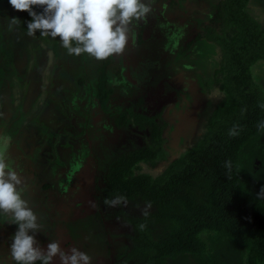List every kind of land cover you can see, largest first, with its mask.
I'll return each instance as SVG.
<instances>
[{"label": "trees", "instance_id": "obj_1", "mask_svg": "<svg viewBox=\"0 0 264 264\" xmlns=\"http://www.w3.org/2000/svg\"><path fill=\"white\" fill-rule=\"evenodd\" d=\"M249 1L219 0L213 17L216 23L186 42L190 46L205 39L219 46L222 65L214 76L222 95L197 140L156 177L136 174L135 168L140 162L154 166L167 155L161 112L109 113L110 100L116 102L123 95L120 86L112 84L122 79L121 72L110 68L108 58L94 63L88 54L75 56L85 73L75 78L74 91L90 78L98 103L89 113L109 118V138L121 133L127 119H133L148 136L142 145L112 157L106 173V188L113 197H124L127 206L143 209L140 214L121 210L133 231L120 264L136 260L144 264H264V195H258L264 188V128L260 127L264 92L253 78V66L264 62V23L248 12ZM7 10L15 11L9 0H0V19ZM31 19L22 11L20 27L25 35ZM55 50L57 56L65 53L60 40ZM94 127L92 136H96ZM234 127L238 134L230 136ZM97 129L101 134L102 129ZM227 161L232 164L230 172ZM43 188L48 189L49 183L44 182Z\"/></svg>", "mask_w": 264, "mask_h": 264}, {"label": "rangeland", "instance_id": "obj_2", "mask_svg": "<svg viewBox=\"0 0 264 264\" xmlns=\"http://www.w3.org/2000/svg\"><path fill=\"white\" fill-rule=\"evenodd\" d=\"M218 1L176 0L174 3H169L162 0H148L152 12L146 19L134 25V38L129 40L122 54L114 55L117 56L118 62L115 61L114 56L108 58L119 66L123 62L127 65L132 63L133 67L144 64L146 68L151 64L158 68L155 73L157 76L150 68H142L135 74L128 73L129 79L137 84L140 90L128 91L123 88V95L119 96L116 102L110 100L108 107V112L111 114L132 112L137 108L148 113L161 112L159 120L166 124L163 135L167 155L154 166L145 162L138 163L135 168L136 174L145 173L153 177L161 174L173 159L197 140L213 104L222 95L214 76L215 71L222 65L219 46L205 39H198L190 46L186 45L192 34L208 31L209 25L216 23L213 17ZM248 12L264 23V0H250ZM12 17H17L18 23L10 26L9 21ZM21 18L22 11L7 10L0 19V100L3 99L1 97H8L9 94L12 99L11 118L3 117V121H0V151L11 154L13 148L21 149L22 153L18 154L15 160L18 163L16 170L22 174L23 165L31 168L35 166V171L29 167L22 174L26 183L24 195H30L32 198L34 194L33 197L36 199L29 200L31 205L40 201L38 204L48 207V201L42 203L44 189L40 186L43 183L42 179H45V183H49V188L46 190L48 195L58 194L55 211L59 216L63 213L59 208L64 207V201L66 204L69 202L63 200L64 193L67 195L73 189L72 184L79 182L74 176L69 175V180L63 178L60 171L66 167L61 163L59 152L66 156L68 152L66 149L69 144L72 145L70 142L75 139L74 135L77 138L81 137L78 138L79 146L86 145L89 134L93 135L94 120L100 123L102 114L91 116L89 113V110L93 111L98 103L95 92L90 86V78L86 80L84 87L78 88L77 93L74 91L75 78L82 77L85 73L79 69H83V64L76 62L75 69L66 70L65 58H62L64 54L60 55L59 52L57 56L54 48L55 39L50 36L43 37L40 33L34 37L25 35L20 27ZM140 35L143 36V40ZM140 40L143 43L139 47ZM136 47H139L138 50ZM153 57L155 58L151 60ZM253 78L264 92V62H257L253 66ZM112 84L118 85V79H114ZM5 109H8L7 106ZM0 115L3 116V111ZM108 120L104 119L100 125L98 124L102 132L99 135L97 133L98 141L90 140L92 147L93 142L98 143V148L101 146L99 136L111 134ZM124 124V131L128 137L119 134L114 139H106L101 149L99 148L101 155L106 157L107 163L111 162L112 157L139 146L142 140H147L146 134L144 132L142 134L140 128H137L131 119H127ZM80 150L86 149L80 148ZM97 151L98 149L93 153ZM41 152H44L43 156ZM28 156H32L30 161ZM21 157L24 159H20ZM79 164L84 165L83 161ZM90 165L93 166L92 163ZM106 166L105 163L100 166L95 175L96 182L98 178L101 184L104 183ZM38 167H41L38 169L39 173L45 175L42 179L36 171ZM74 173L73 171L71 174ZM28 189L33 191L28 192ZM74 189L76 191V188ZM102 196L104 201L113 199L109 194ZM121 204L118 206L122 207ZM106 205L109 209V205ZM125 208L132 214L143 212L141 207L133 209L125 206ZM107 212L108 216L105 217L108 219L107 223L117 226L116 222L119 220L120 227L124 226L121 229L114 228L113 232L111 227L107 226L106 230L113 243V259L117 262L130 248L133 227L125 218L121 220L115 217V213L109 210ZM121 216L124 217V214ZM0 224L3 226L2 229L6 227L8 232L14 228L8 216L2 213H0ZM73 238L76 242L77 239ZM0 241L4 242V247L9 248L11 238L4 237ZM0 258L3 259L0 264H5L4 257ZM130 264H144V262L136 260Z\"/></svg>", "mask_w": 264, "mask_h": 264}, {"label": "clouds", "instance_id": "obj_3", "mask_svg": "<svg viewBox=\"0 0 264 264\" xmlns=\"http://www.w3.org/2000/svg\"><path fill=\"white\" fill-rule=\"evenodd\" d=\"M17 11H27L32 19L27 22V35L37 32L43 37H59L68 55L88 54L97 60H105L122 54L130 39L134 38V25L152 12L148 0H9ZM36 8H42L37 12ZM18 23L12 17L10 26ZM260 127L264 128V124ZM234 127L230 136L237 135ZM231 171V161L225 162ZM26 183L7 154L0 151V213L8 216L16 231L11 235L9 257L14 264H92V257L71 247L65 250L59 240L50 241L45 249L37 235L44 229L41 216L25 198ZM258 195H264V188ZM126 202L117 196L105 200L115 207ZM151 205H146L145 212Z\"/></svg>", "mask_w": 264, "mask_h": 264}, {"label": "flooded vegetation", "instance_id": "obj_4", "mask_svg": "<svg viewBox=\"0 0 264 264\" xmlns=\"http://www.w3.org/2000/svg\"><path fill=\"white\" fill-rule=\"evenodd\" d=\"M140 36L143 40V36L142 35H140ZM191 36H190V38H191ZM59 40H60L59 38L58 39L55 38L54 48L59 44ZM142 40L139 41L140 42L139 47L143 43ZM138 48H137V50H138ZM152 49H155V48H152ZM157 52H158V50H157ZM114 57H115V61L118 62L117 56H114ZM155 57H153L152 59L151 58H149V59L153 60ZM113 61H110V63L108 65L111 67H115V69H117L118 71L121 72L122 79H118V82H119L118 85L120 86L119 90L121 93H122L123 88L128 89V91L133 90V89L137 90L139 88L137 86V84L133 83L129 79L128 73H130V74L134 73L135 74V72L137 70L139 71L142 68H144V69L150 68L154 72V74L157 73V71H158L157 66L153 67L151 64H148V66L145 68L144 66H146V65H144V64L142 66L133 67L131 65L132 63L131 64L129 63V65H127L126 63L124 64L122 62V64L119 66V65H117V63H114ZM73 68L75 69L76 66H74ZM152 80H153V76H152ZM122 81H124L125 84L122 85ZM138 90H140V89H138ZM136 110L143 112L140 108H137ZM131 120L133 121V119H131ZM133 123H134V121H133ZM93 125H94V123H93ZM136 127L140 128L139 126H136ZM97 128H98L97 126L94 127L96 136L94 135L93 140H91V137L89 136V139L87 140L86 145L79 146L80 145L79 139L81 137L80 138L78 137L79 138L78 139L77 136L74 135L75 139H73V141L70 142L72 145L69 144V147L66 149V151H68L66 153V156L62 155L59 152L61 163L65 164V167H66L64 169H61V171L63 170V172L60 171L63 178H66L67 180H69V175H70V176L76 177L77 180L79 181V182L76 181L75 184H72L71 188H73V189L70 190L67 193V195L64 193V195L62 197L63 200L65 199L69 202H67V204H66L64 201V207L59 208V209H62L63 213L58 216L56 214V211H55V208H57L56 207V205H57L56 197L58 196V194L48 195V191H46L48 189H45L42 186V184H44V182H45V179H42V177H45V175H43L42 173H39L38 169H41V167H38L36 171L41 176V179L43 182L40 185L42 187V189H44L42 191L44 194L42 197V203L44 201H45V203H47V201H48L49 206L48 207L47 206L44 207V205L41 206L40 204H38V203H40V201L39 202L36 201L35 202L36 204L33 203V205H31V206L37 211V213L42 218V223L44 225V229H43V231L38 233L39 235H37V239L39 241H41L42 245L46 246V247H44L45 249L47 248V244L50 241L59 240L61 242L62 248L65 250H70L71 247H77L78 249L88 253L92 257V264H120V260L115 262L113 259V256H114L113 251H112V244L113 243H112L111 239H109L108 232L106 230H107V226H109V228L111 227L112 232L115 231L114 228L121 229L124 226L120 227L121 221H119V220L116 222L117 226H113L111 223H109V222L107 223L108 219L105 217H106V215L108 216L107 211L109 210L111 213H113V214L115 213L117 215V216L115 215L116 218H120L121 220H124V217L121 216L123 214V212H121V210L125 209V211H126L125 206H127V205L125 202H122V204H121L122 207H120L118 205L115 207L109 206L108 207L109 209H107V205H106L104 199L102 198L103 194H109L110 196H112L106 188V173H107L109 163H107L106 157L101 155V152L99 150V148L102 146L103 142H105L106 139L107 140L109 139V136L104 135L105 138L99 136V139L102 142L101 146H99V148H98V143L93 142V147H92V144H90V142L91 141H98L97 140V131H98ZM140 130H141L140 132L143 134L144 130L141 128H140ZM117 133H118V131H117ZM119 134L122 137H125V136L128 137V135H126L124 129L121 130V133L119 131L118 136H119ZM144 134H146V136H147L146 132H144ZM110 139H111V137H110ZM147 139H148V136H147ZM107 142H110V141H107ZM143 143H144V140H142L140 142V145H142ZM80 148H83L84 150L85 149L86 150L83 151V150H80ZM132 148H130V149H132ZM134 148H136V147H134ZM97 149H98V151L93 153ZM17 153L20 155L22 153V151H18ZM41 153L43 156L44 152H41ZM19 155H15V157H17ZM31 157L32 156H28L27 157L28 160L31 159ZM109 158H111V157H109ZM20 159H24V158L21 157ZM41 159H43V158H41ZM69 160H70V162H69ZM29 161H28V163H30ZM77 161H79V163H80V161H83L84 165L77 163ZM40 162L42 163V160ZM90 163H92L93 166L90 165ZM104 163L107 164V166H106L107 168H106V171L104 172V183L101 184L99 182L98 178H97V182L95 181V175L97 174V171L99 170L100 166ZM29 167L30 166H28V165H23L24 172L27 171V169ZM34 167L33 168L30 167L32 169V171H35ZM73 171L75 172L74 173L75 175L71 174V173H73ZM24 172H22V174H24ZM32 174H34V173L32 172ZM68 184H70V183H68ZM74 188H76V191ZM69 189H70V187H69ZM31 191H33V189L32 190L28 189V192H31ZM45 191H46V193H45ZM33 195H32V198L36 199V197H33ZM25 198H27L28 200L32 199V198H30V195H25ZM112 198H115V197L112 196ZM30 204H31V202H30ZM67 205H70V207H68ZM127 212L130 213V211H127ZM16 228L17 227H14L13 230L16 231ZM73 237H75L77 239L76 242H75V239ZM0 240H1V238H0ZM3 245H4V242L0 241V247H3ZM0 254H1V257H4V259H5L6 254L2 253V250H0ZM8 259H10V257ZM0 262H3V259L0 258ZM10 264H14V262L10 260ZM38 264H40V262H38ZM53 264H60L58 257L55 258V260L53 261Z\"/></svg>", "mask_w": 264, "mask_h": 264}, {"label": "crops", "instance_id": "obj_5", "mask_svg": "<svg viewBox=\"0 0 264 264\" xmlns=\"http://www.w3.org/2000/svg\"><path fill=\"white\" fill-rule=\"evenodd\" d=\"M65 53H64V56L62 57V58H65V60H64V63H65V66H66V70H68V69H70V70H72L73 69V67L74 66H76V62H78V60H77V58L74 56V55H68V53L66 52V51H64ZM114 56V55H113ZM113 56H111V57H113ZM91 61V60H90ZM90 61H88L89 63H91ZM93 61H94V63L96 62V63H98L99 62V60H97V59H93ZM80 62V64H81V60L79 61ZM11 94H9L8 95V97H1V98H3V99H1L0 100V114H2V111H3V116H1L0 115V121L2 120L3 121V117H10L11 118V116H12V113H11V108H12V99L9 97ZM10 98V99H9ZM11 100V101H10ZM24 103V102H23ZM3 104V105H2ZM25 104V103H24ZM6 106H7V108L9 109H5L6 108ZM26 106V105H25ZM7 116H6V115ZM2 117V118H1ZM102 121L100 122V123H96V121L94 120V123L97 125V126H99L102 122H103V120L104 119H107V117H104V115L102 114ZM95 118V117H94ZM108 120V119H107ZM99 124V125H98ZM37 133H36V131H35V135H36ZM108 135H111V134H109L108 133ZM28 136L29 135H27L26 136V138H28ZM16 149V148H15ZM14 148H13V150L14 151H12V153L11 154H9L8 152H6L7 154H8V158L10 159V161L12 162V164L16 167V165H18V163H17V161H15L17 158L15 157V155H18V151H21V149H16L15 150ZM9 231H11V232H8V229L5 227V228H3V232H1L0 231V238L2 239V238H4V237H8V238H11V235H12V233H14V231H13V228H12V230L10 229ZM0 250H2V253H5L6 254V257H5V264H10V260L11 259H8V255H9V248L7 247V246H3V247H1L0 248Z\"/></svg>", "mask_w": 264, "mask_h": 264}]
</instances>
